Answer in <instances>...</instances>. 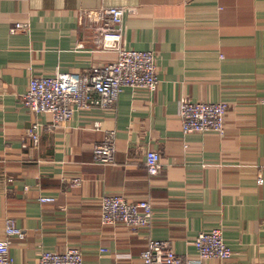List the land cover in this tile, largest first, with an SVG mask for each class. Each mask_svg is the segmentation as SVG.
<instances>
[{"label": "crops", "instance_id": "1", "mask_svg": "<svg viewBox=\"0 0 264 264\" xmlns=\"http://www.w3.org/2000/svg\"><path fill=\"white\" fill-rule=\"evenodd\" d=\"M101 7L136 9L123 45L155 54L157 90L125 87L114 109L78 111L50 127L52 117L26 109L22 96L34 77L92 74L116 59L77 21L78 11ZM18 22L28 30L12 34ZM184 98L225 103V134L184 135ZM34 123L44 127L40 143L23 148ZM111 130L116 163L95 165L93 148ZM148 150L160 155L155 177ZM116 195L149 201L150 225H102L100 199ZM6 217L26 234L11 239L14 264L69 248L83 264H142L152 239L196 260L195 238L214 229L231 264H264V0H0V238Z\"/></svg>", "mask_w": 264, "mask_h": 264}, {"label": "built area", "instance_id": "2", "mask_svg": "<svg viewBox=\"0 0 264 264\" xmlns=\"http://www.w3.org/2000/svg\"><path fill=\"white\" fill-rule=\"evenodd\" d=\"M136 9L130 7H101L95 10H81L77 13L80 26L93 29L95 43L106 52L116 53V59L95 73H58L54 77H34L22 96V105L36 114L52 117L50 127L63 126L78 111L98 108L114 109L125 87L146 89L155 92L158 87L156 76V56L152 51L127 49L123 45V23L133 16ZM28 23L18 22L11 27L12 34L28 30ZM228 106L225 103L193 102L184 98L179 104V118L184 135L214 133L225 134V120ZM43 125L34 123L25 134L23 148L38 147ZM93 131H100L99 122L92 125ZM116 133L106 131L103 141L93 148V163L109 166L116 163ZM145 167L150 177L160 174V155L148 150L145 153ZM71 185L81 184L80 178H73ZM257 183L262 184L259 176ZM51 198H40L41 202H51ZM100 223L116 225L122 223L133 232L150 225L153 210L149 201L129 202L122 196H104L100 199ZM24 240L25 232L18 228L11 217L4 220V236L0 238V264H14L10 255L11 239ZM197 259L190 260L176 254L171 243L166 240H149L141 253L142 264H204L216 259L220 264H231L233 253L225 243L220 229L199 233L194 240ZM38 264H83L79 249L69 248L58 254L43 251Z\"/></svg>", "mask_w": 264, "mask_h": 264}]
</instances>
